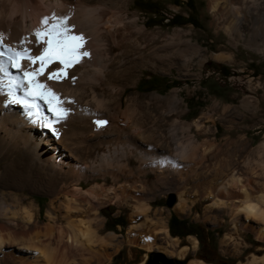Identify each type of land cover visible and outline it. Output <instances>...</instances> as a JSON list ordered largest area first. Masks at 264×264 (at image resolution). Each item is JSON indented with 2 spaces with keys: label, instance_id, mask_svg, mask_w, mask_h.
<instances>
[{
  "label": "bare ground",
  "instance_id": "6f19581e",
  "mask_svg": "<svg viewBox=\"0 0 264 264\" xmlns=\"http://www.w3.org/2000/svg\"><path fill=\"white\" fill-rule=\"evenodd\" d=\"M37 1L43 8L42 12L33 11L34 5L30 0H0V32L4 33L5 43L16 47L23 37L33 40L34 30L41 27L44 16L52 13L69 15V25H74V31L87 38L85 49L90 56L68 70L69 77H76L75 83L70 78L62 82L46 81L47 72L55 70L58 62L49 66L45 76L40 77L62 97L75 101L65 104L72 111L65 121L55 125L59 131L58 138L48 129L29 123L19 105L6 107L4 96L0 95V156L6 158L10 152L19 153L26 162L30 177L46 175L48 192L58 198L55 207L49 201L51 209L46 210L41 221L39 210L28 197L3 194L0 201V264H102L103 258L110 255L109 249L116 252L123 247L114 232L105 233L106 218L102 210L113 204L129 210L126 245L130 256L134 247L147 251L155 249L181 259L190 254V250L197 252L199 242L196 237L189 238V245L182 244L180 239L170 236L165 215L139 199L144 198L142 190L146 169L157 168L160 171L168 167L181 173L177 179L170 177L175 183L172 182L173 188L169 189L177 194L178 208L184 210L188 197L186 186L201 172L199 165L205 158L217 156L220 148L197 138L183 140L170 134L168 137H156L159 133H156L158 130L151 114L137 96L124 98L128 82H123L135 79L138 66L156 67L157 50L171 59L179 54L201 57V49L179 37L178 45L161 39L157 45L148 47V42L155 41L157 33L147 30L135 14L129 13V0ZM247 1L238 0L240 6L237 7L236 3L233 5L235 0H214L211 8H232V18L239 26L253 25L255 20L264 24V0ZM26 46L33 47L31 44ZM258 51L264 54V46H260ZM212 56L220 57L219 54ZM22 64L26 62L22 61ZM34 67H39V64ZM9 71L16 73L15 69ZM175 97L174 94L151 96L157 105L163 107L176 102ZM96 119H105L108 123L97 128L94 124ZM196 121L192 125L198 128ZM173 143L175 146L172 147ZM257 152H264V140L258 144ZM230 157L233 156L224 162L227 168L234 164ZM238 170L232 167L230 177L217 180L214 182L216 185L206 178L210 183L204 189L202 200L209 201L204 208V217H207L206 208L211 205L229 217L221 244L226 252H231L229 255L239 259L243 252L252 248L247 242L246 230L253 232L256 240L264 244V195L252 199L253 179L243 178L237 174ZM23 171L26 170L17 168L9 170L8 174L3 170L0 174L7 178L9 185H24ZM88 177L102 182L84 188ZM193 201L194 205L196 201ZM60 209L63 217L67 218L65 225L57 224L55 214ZM221 221L226 223L225 219ZM8 244L15 245L17 251L7 249ZM262 248L259 245L255 249ZM147 258L145 253L139 264H149ZM188 264L209 263L193 258ZM238 264H264V254L251 252L245 262L238 261Z\"/></svg>",
  "mask_w": 264,
  "mask_h": 264
},
{
  "label": "rangeland",
  "instance_id": "374dc122",
  "mask_svg": "<svg viewBox=\"0 0 264 264\" xmlns=\"http://www.w3.org/2000/svg\"><path fill=\"white\" fill-rule=\"evenodd\" d=\"M30 1L34 5L31 8L33 11H43L39 1ZM213 2L214 0H129V13L135 14L139 23H143L147 30L157 33L155 41L151 40L152 44L148 42V47L157 45L161 39L173 41V44L178 45L179 37L198 46L201 49V57L179 54L177 56L180 57L172 56V61L166 54L162 52L160 54L156 47L155 58L159 59L156 61V67L138 66L135 79L132 82L127 80L123 82H128L124 98L137 96L138 101L151 114L159 131L156 133L160 134L156 137H168L170 134L183 140L197 138L199 141L212 142L220 148L217 156L205 158L199 165L201 172L186 186L188 197L185 199L187 207L184 210L178 208L177 194L169 189L173 188L175 183L173 178H179L181 173L168 167L160 171L157 168L146 169L147 178L145 177L142 190L145 192L142 194L144 198L139 199L140 202L149 203L150 207L165 215L163 216L170 236L180 239L182 244L187 245L190 237H196L199 242L197 252L190 250V254L181 259L155 249L147 251L134 247L130 256L129 246L126 245L130 225L129 210L113 204L102 210V215L106 218L105 233L114 232L123 247L116 252L109 249L110 255L103 258L102 264H139L145 253L148 254L147 262L150 264H188L193 258L209 264H238V261L245 262L251 252L264 254V244L256 240L253 232L246 230L245 236L252 248L243 252L239 259L229 255L231 252H226L221 244L229 225V217L212 205L206 208L207 217L203 216L204 208L209 203L202 200L204 189L210 183L206 180L211 179V183L216 185L214 182L217 180L230 177L232 167L235 170L239 169L237 174L243 178L253 179L250 190L252 199L264 195V152L263 154L257 152L258 144L264 140V54L258 51L260 46H264V24L255 20L253 25L247 23L239 26L232 18V8L220 10L216 7L215 10L211 8ZM239 4L238 0L233 3L237 7ZM213 54H219V59L214 58ZM170 94L176 96V102L164 107L157 105L158 103L151 98L152 95L166 97ZM195 121L198 128L201 125L200 130L192 125ZM229 156H233L230 159L234 160L231 168L225 165V160H228ZM1 158L0 156V172L5 170L8 174L9 170L17 168L26 171H23L24 185H9L6 183L7 178L0 174V201L3 194L4 196L23 194L36 205L40 213L39 219L43 221L46 210L51 209L49 201H52V207H55L58 200L57 196L48 192V177L46 175L30 177L29 170L25 168V160L17 152H10L6 158H2L3 160ZM158 176L161 180H158L160 179ZM87 179L88 184H84V188L102 182L96 181L93 177ZM203 181L205 182L202 183ZM198 184L199 186H196ZM172 196L174 202L168 205ZM193 200L196 201L194 205ZM55 215L58 217L57 224L67 223L61 209ZM219 219H225L226 223L220 222ZM138 223L139 221L136 222ZM158 236L162 235L158 233ZM259 245L263 248L255 249ZM6 248L17 251L15 245L8 244Z\"/></svg>",
  "mask_w": 264,
  "mask_h": 264
},
{
  "label": "snow or ice",
  "instance_id": "6c2138e0",
  "mask_svg": "<svg viewBox=\"0 0 264 264\" xmlns=\"http://www.w3.org/2000/svg\"><path fill=\"white\" fill-rule=\"evenodd\" d=\"M69 19V15L55 13L42 17L41 27L34 30V39L23 37L16 47L5 43L4 33L0 32V95L4 96L3 104L6 107L19 105L29 123L48 129L57 138L59 131L55 125L65 121L72 111L65 104L75 101L62 97L46 81L62 82L70 78L75 83L76 77H69L68 70L90 56L85 49L87 38L74 31L75 26L69 25ZM54 62H58V66L47 72L46 81H42L40 77L45 76V70ZM37 63L39 67H34ZM9 69H15L16 73ZM107 123L105 119L94 121L97 128Z\"/></svg>",
  "mask_w": 264,
  "mask_h": 264
},
{
  "label": "water",
  "instance_id": "95a60500",
  "mask_svg": "<svg viewBox=\"0 0 264 264\" xmlns=\"http://www.w3.org/2000/svg\"><path fill=\"white\" fill-rule=\"evenodd\" d=\"M174 202V197L172 196L171 199L168 202V205H172V203ZM150 264V263H149Z\"/></svg>",
  "mask_w": 264,
  "mask_h": 264
}]
</instances>
